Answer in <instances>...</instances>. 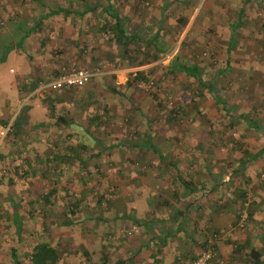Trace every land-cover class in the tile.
Masks as SVG:
<instances>
[{
    "label": "crops",
    "instance_id": "crops-1",
    "mask_svg": "<svg viewBox=\"0 0 264 264\" xmlns=\"http://www.w3.org/2000/svg\"><path fill=\"white\" fill-rule=\"evenodd\" d=\"M30 1L36 12L32 11L23 25L30 31L24 33L19 43L13 42L12 36L0 40V264H17L14 259L21 264H32V248L39 243L54 249L58 258L54 264H190L209 231L217 234L216 251L224 264H251L250 249H255L264 259V185L255 183V175L264 169V153L248 157L264 145V119L258 121L261 133L247 128L243 122L245 129L258 136L255 134V139L254 135L242 136L240 143L244 150L239 154L216 157L210 147L205 153L200 152L198 144L205 135L202 121L195 116L184 131H177L176 137L182 142L178 147L168 120L160 122L163 128L159 133L152 127L155 124L144 117V134L126 144L134 149L128 158L136 159L141 169L134 171L129 182L127 200L114 197L111 215L64 217L55 222L54 211L61 207L65 197H61L59 185H54L51 179L58 176L70 179L75 174L73 171L78 173L83 169L90 173L89 168L93 167L88 162L93 157L97 159L92 162L94 169L101 174L104 168L99 165L107 157L103 152L125 145L118 137L114 142L119 144L117 148L111 147L114 143L102 144V148L88 152L89 143L101 144L109 133L110 128L103 129L105 113L109 111L108 121L120 107H132L129 87L134 72L149 69L146 65L128 64L127 56L134 48L150 50L149 40L154 32L168 43L170 30L183 32L181 40L186 42L191 27L196 30L195 24L211 21L210 39L219 48L223 62L235 61L239 49L243 53L240 60L245 62L250 59L248 50L264 41V25L241 23L233 30L232 21L240 7L248 17L258 0L246 5L240 0L232 11L228 8L233 0ZM204 1L210 6L202 10ZM185 2L193 8L184 27L178 29L174 19L186 8ZM90 7L94 8L89 10ZM15 17L20 16L14 14L9 21ZM3 30L0 27V33ZM90 31H96V36L89 35ZM19 45L21 49L29 48L22 52ZM10 46L11 49L2 51ZM68 61L78 68L98 70L86 89L52 90L40 86ZM182 75L183 79L189 77ZM109 80L114 81L115 89L112 82L103 85V81ZM99 91L104 94L98 105L100 110L95 106ZM115 98L117 103L113 101ZM123 100L129 106H121ZM104 101L107 105L102 106ZM203 103L208 106L181 108L197 115L216 111L217 106ZM220 108L226 111L229 106ZM236 109L231 110L236 112ZM232 125V120H228L223 127ZM187 136L196 143L188 150L184 146ZM148 140L156 151L146 146ZM205 140L210 144L215 142V138ZM251 141L257 144L255 150L249 147ZM218 158L221 166L215 164ZM241 159L248 161L239 166ZM69 166H73L71 171ZM72 183L79 188L77 192L84 186L82 181ZM248 187L250 199L246 193ZM109 190L114 195L118 191L119 197L125 187L116 183ZM75 201L79 208H87L84 197H77L72 203ZM89 220H93L92 224ZM78 223L82 226L81 240L69 245L67 240L71 239L72 230L68 228ZM126 227L129 230L125 234ZM110 228L119 229L116 232L119 235L108 245L101 240Z\"/></svg>",
    "mask_w": 264,
    "mask_h": 264
},
{
    "label": "rangeland",
    "instance_id": "rangeland-1",
    "mask_svg": "<svg viewBox=\"0 0 264 264\" xmlns=\"http://www.w3.org/2000/svg\"><path fill=\"white\" fill-rule=\"evenodd\" d=\"M237 2H240V0H233L231 3H229L230 7L228 8V10L232 11L235 7H237ZM217 5L218 4H216L215 6ZM31 6L32 2L30 0H0V27L4 29L0 33V40H8L7 37L12 36V41L19 43L21 37L25 35L24 33L26 31L27 33L28 31H30L28 27L26 29V27H23V25L25 21H27L25 19L27 17L28 19H30L29 17L32 15V11H34ZM208 6H210V3H208V1H204V3L201 5V9H206ZM255 6L256 7L254 9H251V14L248 16L249 20L246 23L249 26L251 24L257 23H259V25H264V5L262 3L261 5L258 4ZM29 9H31V11ZM35 12L36 10L34 11V14ZM253 12H255V15H253ZM14 14L20 17H15L13 18L14 20L12 19V21L10 22L9 20ZM143 15L140 17L141 20H143V18L145 17V15ZM226 16L230 17L229 14ZM170 17L173 18L172 15ZM151 24H153V22ZM210 24L211 21H204L203 23L195 24L194 27H196V30H193L191 27V30H189L190 35L186 42H182V36H184L183 32L170 30L168 32V36L172 44L170 49L165 53V55H161L157 60H155L156 62H149L142 65H146V68H149V79L148 81L143 82H151L150 87L147 89L138 87L136 83L142 80H132L130 82L131 86L129 87L132 90H127V92L130 91L132 107H130V109H128L127 107H124V109L120 107L118 111H114L112 113L113 115H110L111 119L108 121L106 120V118L109 117V111L105 113L106 117L103 129L106 130L110 128L109 133H107L108 135L105 136V139L103 140V142H101V144H93V142L89 143L91 147L88 148V152H91V149L93 150L102 148V144L110 145L111 143L117 142L118 137L119 140L125 145L119 146V144L114 143V148H117L119 146L117 149L111 148L109 149V152H103L107 157L104 155L106 159L102 162L101 165H99L100 168H104L101 174L99 171L96 172V170L94 169L96 166H93L94 164L92 162L94 160L96 162L97 159H94L93 157L88 162L89 166L93 167L89 168V170H92L91 172L89 171L90 173H88V170L86 172V170L83 169V171L81 170L82 173L81 171H79L78 173L77 171H73L76 175L73 174V178L70 179H67V176H58L55 179L51 178L54 185H59L57 187V190L61 191V197L64 196L66 200H69L68 202H66L65 199L64 201L62 199L63 204H61V207L58 204L59 207L54 211L56 213L55 222H57L59 218L65 219L64 217H73L75 219H78L80 216L85 215L90 217L96 214H99L101 216L111 215L113 209L111 202L113 201L114 197H116L117 199L121 198L120 200L122 201L127 200V198L129 197V182L133 180L135 174L134 171L138 172V170L141 169V164L136 159L130 160L128 158V156H130L129 153L134 152V149L128 147L126 144L129 140L134 141V139H138L139 136H142L144 134V117L148 118L151 124H155L152 127L154 131L156 130L159 133L163 128L161 127L160 122L162 121L164 123L165 120H168V128L170 129V132L172 134L171 136H174V143L178 147V144L182 142H179V140L177 139L178 137H176L178 135L177 131H184L186 129L185 127L188 126V123H191L193 117L195 116L197 120L202 121L201 123L204 129L203 134L205 135L202 137L204 140L200 141V144H198L200 152L205 153V150L210 147L212 150H215L213 152L216 153V157L222 156L223 154L225 155L226 153L236 155L239 154L240 150H244V146L242 147L240 143V138L244 135L248 137H252L254 135L255 139V134L257 135V133L245 129L243 121L237 119L235 114L242 110H247L246 112L252 113L253 110L260 120L264 119V41L258 42V47H254L253 49L251 48V50H248L250 59H248L247 61L245 60V62L240 60L243 53L239 49L237 51L238 54L237 57H235V61H231L228 66L224 68L220 50L217 46L215 47V41H212L210 39L212 35L209 28ZM92 33H94L96 36L97 32H89V35L93 37ZM172 33H174L175 36L172 37ZM262 34L264 36V29ZM108 43L112 44L113 42ZM112 46H114V44H112ZM20 47L21 46L19 45L18 49H21ZM28 48L23 46L20 51L25 52ZM3 50H5V47L2 49V51ZM32 50L33 52L39 51L35 49ZM174 56L178 57L179 60L184 64L195 65L206 81H210L212 79V82L216 83L215 87L219 95V101L222 102L216 103L214 101V98L205 90L199 92V85L196 84L192 78L187 77L188 80L183 79L182 73H178L179 75L177 74V76L172 77L166 76L164 73V66H166ZM69 63L74 62L68 61L65 64ZM109 82H112V86L115 84L114 81L109 80L108 82L103 81V85L107 86ZM88 85L89 83L81 87L82 89H86ZM90 88H95V86H92ZM97 95H100V98H97L99 100H95L98 102L95 103V106H97V109L100 110V107H98V105L102 100L104 94L103 92L101 93L99 91L97 92ZM157 100H159V102L162 104L161 105L159 103L161 107H158L160 105L157 103ZM198 100L200 101V103H198ZM105 101L104 103H102V106H105ZM113 101L117 103L116 98ZM123 102L124 103L121 106H129V104H127L125 100H123ZM203 102H210L209 106H217L216 111H204L203 114L202 112H200V114L197 115L195 111L184 108L180 109V111L179 109H177L181 104L183 106H208V103ZM137 106L141 107V109H139ZM220 106H229V110L227 109L225 111L221 109ZM236 107V112H232L231 109ZM172 110H174V112ZM230 116L233 118L230 119ZM228 120H232L233 125L231 127L229 126L228 128H224L223 125H225L226 121ZM107 124H110V126ZM210 138L211 140L215 138V142L213 144L211 143L212 145L208 142H205V139ZM193 144L196 145L193 138L187 136L184 140L185 149L188 150L189 147ZM249 147L251 150H255L257 148V144L255 143V141H251ZM193 150L196 149L193 147ZM174 151H177V148H175ZM119 162H123L121 163V167L118 166ZM219 163L220 159L218 158L215 161V164L217 166H221V164ZM71 167L73 166H69L70 171ZM113 168H115V170L112 173ZM107 169H109L108 172ZM120 169L124 170L119 173L118 171ZM135 169H137V171ZM263 173L264 169L255 175V183L259 186L264 185V181H260V176ZM72 181L76 182L77 184L80 181L84 183V186H81V191L77 192L79 188H76V186L73 185L74 183H72ZM116 183L119 187L122 185H124L125 187V190H123L121 194L123 198L121 196L118 197V191L116 192V195H114L109 190L110 186ZM45 185L48 188L49 184L47 185L46 183ZM246 193H248L249 195V197L247 198L250 199L251 194L249 191V187L248 190L246 188ZM77 197H79V199L80 197H84L88 205L87 208H76V211L72 213L71 203L74 199L76 200ZM95 201L97 203H94ZM86 202H83L82 204L85 205ZM89 221V224H92L93 220ZM93 225L95 226L97 224ZM56 226L59 227L58 223H56ZM68 229H70V231L72 230L71 239L69 238L67 240L68 244H77L79 240H81L79 238V235L81 234L80 229H82V226H80V223H78L74 226H70V228ZM123 230L126 234L129 228L126 227ZM116 232L118 233L119 229L113 231L112 228H110V230L105 233L104 239L101 241L105 242L108 245H111L113 239H117V235H119H116ZM62 252L64 253V251Z\"/></svg>",
    "mask_w": 264,
    "mask_h": 264
},
{
    "label": "trees",
    "instance_id": "trees-1",
    "mask_svg": "<svg viewBox=\"0 0 264 264\" xmlns=\"http://www.w3.org/2000/svg\"><path fill=\"white\" fill-rule=\"evenodd\" d=\"M257 0H242L243 5L246 4H250L253 2H256ZM260 5L263 3L264 5V0H258V2ZM95 7V6H94ZM93 7V8H94ZM185 7L183 8L184 11H182V13H180L177 17H175L174 21H175V25L176 28L180 29L182 27H184V25L186 24L189 14L192 11V6L191 4L189 5L188 3L185 2ZM92 7L89 8V10L93 9ZM205 10V9H202ZM238 12L234 15L233 21H232V29L236 28L239 24L241 23H246L249 19L246 15L243 14L244 10L242 7L237 9ZM111 16H114L113 12H110ZM11 19V18H10ZM235 30V29H233ZM159 33H153L152 38L149 40L152 44V48L149 50H146V48H134L131 51V54H129L127 57L128 59V64L131 66H140L143 64H147L149 62L155 61L163 52H166L170 49L171 47V40H169L168 43H166L163 39L160 40L159 39ZM172 37L175 36L174 33H172L171 35ZM7 49H11L10 48H5ZM147 52H146V51ZM127 52V50H126ZM163 55V54H162ZM224 67L228 66L229 62L226 61L225 63L223 62ZM152 69V68H151ZM57 72V71H56ZM164 73L166 76H177L178 73H184L187 74V76L192 77L193 81L199 85V92H202L201 89H204L205 91H207L208 93L211 94V96L217 101V103L222 102L219 101V95H217L216 93V87L212 82V79L210 81H206L205 78H203V76L201 75L200 71H198V69L196 68L195 65H188V64H184L183 62H181L179 60L178 57L174 56L170 62L164 66ZM149 79V72L145 71V70H136L131 78V81H136V80H142V81H148ZM113 88L115 89L116 86L115 84L113 85ZM158 104L160 103L159 100H157ZM161 104V103H160ZM159 104V105H160ZM223 104V103H222ZM162 105V104H161ZM158 106V107H161ZM181 106H183L182 104L180 105V107H178L177 109H182ZM174 112V110H172ZM237 119L242 120L243 122L246 123L247 128L252 129L256 132L261 133V131H258L259 129H261V126H259L258 121L260 120L257 116L256 113L252 110V113H248L246 111H240L238 113L235 114ZM113 146V144L111 145V147ZM146 146L153 149V151H156V149L154 148V146L149 142H146ZM264 153V145H262L259 150H256L255 152H253V154H250L248 157L249 158H254L256 156H260L263 155ZM248 158V159H249ZM245 159H241L238 163L239 166L243 165L245 163ZM71 208H72V213L76 211V208H79L77 201H75L74 203H71ZM203 247V244H202ZM14 254V250L12 249V255ZM249 258H250V263L251 264H264V259L260 258V254L255 250V249H250L249 250ZM57 254L54 251L53 248H50L49 246H47L44 243H39L37 245H35L32 248V252H31V256H30V260L32 262V264H54L57 261ZM14 261L17 264H21L17 259H14Z\"/></svg>",
    "mask_w": 264,
    "mask_h": 264
},
{
    "label": "built area",
    "instance_id": "built-area-1",
    "mask_svg": "<svg viewBox=\"0 0 264 264\" xmlns=\"http://www.w3.org/2000/svg\"><path fill=\"white\" fill-rule=\"evenodd\" d=\"M163 55H165V53ZM97 73V69L88 70L78 68L70 63L61 66L57 73L49 75L40 86L52 90H57L62 87H81L88 83ZM136 85L147 89L150 87L151 82L140 81L137 82ZM260 181H264V173L261 174ZM216 240L217 234L209 231L203 240V247L192 259L190 264H224V260L216 251Z\"/></svg>",
    "mask_w": 264,
    "mask_h": 264
}]
</instances>
